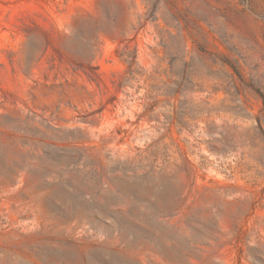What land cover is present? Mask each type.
I'll return each mask as SVG.
<instances>
[{
  "label": "rangeland",
  "instance_id": "374dc122",
  "mask_svg": "<svg viewBox=\"0 0 264 264\" xmlns=\"http://www.w3.org/2000/svg\"><path fill=\"white\" fill-rule=\"evenodd\" d=\"M0 264H264V0H0Z\"/></svg>",
  "mask_w": 264,
  "mask_h": 264
}]
</instances>
